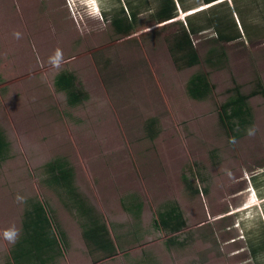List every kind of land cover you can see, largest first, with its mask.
I'll return each mask as SVG.
<instances>
[{"label":"rangeland","instance_id":"1","mask_svg":"<svg viewBox=\"0 0 264 264\" xmlns=\"http://www.w3.org/2000/svg\"><path fill=\"white\" fill-rule=\"evenodd\" d=\"M146 1L152 11L154 0ZM185 1L196 5L176 6L174 22L140 12L132 31L119 35L100 10L125 13V0H0V264L10 263L4 231L20 232L32 201L50 210L62 234L55 264H264V14L248 0L244 17L258 31L252 40L219 42L210 29L189 35L199 62L185 67L168 41L186 16L229 8L238 21L231 0ZM211 46L224 52L219 66L204 60ZM57 49L58 69L49 63ZM63 71L84 94L77 103L53 85ZM194 73L211 86L202 99L186 91ZM234 90L247 97L249 115L243 125L232 120L230 132L218 111ZM56 158L104 224L112 255L85 244V217L45 181L44 165ZM167 205L184 219L179 231L152 224Z\"/></svg>","mask_w":264,"mask_h":264},{"label":"trees","instance_id":"2","mask_svg":"<svg viewBox=\"0 0 264 264\" xmlns=\"http://www.w3.org/2000/svg\"><path fill=\"white\" fill-rule=\"evenodd\" d=\"M231 1L232 12L236 14L238 24L233 20L229 8L228 10H225V12L223 9L220 15L215 14L214 17H212L213 12H199L194 15V17L189 15L185 17V26L180 24L178 31L171 34L168 41L169 49L175 62H179L181 66L185 67L192 66L199 62V57L195 48L192 46L189 35H194L202 30L210 29L214 39L219 42H230L241 38L244 40H252L254 35L251 37L250 34H258L255 27V21L253 24L255 30L251 32L244 17V13L250 10L248 0L238 2V4L235 0ZM147 2L148 1L144 0L143 2L135 3L131 0H125V13L122 9H120V12H116L112 15H107L102 11L101 16L105 19L108 16L109 24L114 33L122 35L132 31L131 29L134 26L133 24L136 20V14L140 12H148L152 17V20L158 23H164L166 21L174 22V17L177 15L178 11L177 7L182 10H187L196 5V3L188 4V1L186 2L185 0H154L155 7L152 11H149L150 5L147 4ZM198 2L203 4L216 3V6L224 4L222 0H198ZM256 4L257 7H261L260 11L264 14V0H258ZM197 17L199 18V22L195 21ZM223 53L224 52L220 46H211L206 51L204 60L209 62L212 66H219L221 64L220 59L223 57ZM53 85L56 89L64 91L66 100L69 104L77 103L84 97V94L80 90H77L73 76L69 72L63 71L57 73L53 78ZM210 88L211 86L206 77L201 73L192 74L186 82L187 94L193 99L204 98L210 91ZM246 99L247 97L245 95L234 90V93L220 104L218 117L220 123L226 127L227 131L232 132L233 130L234 122L232 120H236V123L238 122L239 125H243L247 122L246 117L249 115V111L245 103ZM154 124L155 120L153 118H149L144 123V130L146 131L147 138L152 139L156 135ZM231 136L234 138L236 134L231 133ZM5 146V142L0 133V155L4 151ZM44 166L46 167L47 173L45 181L49 185H53L57 188L60 195L65 194L69 199L68 201L71 206H74L82 217H85V220L83 221L85 224L81 231L85 244L90 245L93 249H100L105 255H112L114 253V246L111 245V242L106 238V228L104 224L92 215L90 208L83 204V201L73 191L71 186L72 172L70 167L66 162L59 158L49 161ZM183 180L189 190H196L191 187L190 181L185 177H183ZM132 205L135 206V209H139V203ZM158 218L159 219L156 223L153 221L152 224H157L173 232L179 231V228L185 224L181 213L175 205H167L164 211L158 212ZM45 229L47 230L46 232H44ZM21 232L23 233V241L26 243L25 247L27 253L25 254L31 260H29L27 264H35L36 262H38V264H43L46 261H49V259H53L51 253H46V251H48L46 241L48 242L49 239L51 241L50 246L53 247V249H57V253L58 246L61 248V251L62 248L64 249L62 234L57 229L50 214V210L46 209L44 204L40 202L32 201L29 203V207L25 209L21 223ZM44 233H47L49 238L47 236L46 238ZM54 236H56V239ZM41 242H43L45 246H42ZM167 242L169 243L171 240L168 238ZM30 243H39L41 246H27ZM260 249H264V247ZM31 252H34V255L31 254ZM250 252L253 257H256L257 251L253 246L250 247ZM31 257L33 259H31ZM18 259L19 256L15 260Z\"/></svg>","mask_w":264,"mask_h":264},{"label":"crops","instance_id":"3","mask_svg":"<svg viewBox=\"0 0 264 264\" xmlns=\"http://www.w3.org/2000/svg\"><path fill=\"white\" fill-rule=\"evenodd\" d=\"M46 231L47 230L45 229L44 232H46ZM22 235H23V233L20 230L18 239L16 240V242L14 244H11V247L9 249V258H10V263L9 264H25V263L27 264V262H29V260H30L28 258V256L25 254V253H27L26 247H25L26 243L23 241V236ZM44 236L45 237L47 236L49 238L47 233H44ZM50 242H51L50 239H49L48 242L46 241V245L48 246V251H46V253H51L53 259H49V261H46L43 264H55V261H56L55 258L58 255L57 249H53V247L50 246ZM41 243H42V246L43 245L45 246V244H43V242H41ZM29 245H32V247L33 246H37V247L41 246V244H39V243H30L27 246H29ZM44 249H46V248H44ZM21 252H23V253H21ZM20 254H21V256H20ZM31 254L34 255V252H31ZM106 255H108V254H106ZM18 256H19V259L15 260ZM31 259H33V258L31 257ZM35 264H38V262H36Z\"/></svg>","mask_w":264,"mask_h":264},{"label":"clouds","instance_id":"4","mask_svg":"<svg viewBox=\"0 0 264 264\" xmlns=\"http://www.w3.org/2000/svg\"><path fill=\"white\" fill-rule=\"evenodd\" d=\"M100 13L102 14V10H100ZM14 36L19 38L20 33L16 32V33H14ZM62 61H63V53L60 49H57L55 51V54L49 58V63L57 69L61 66ZM255 131H256L255 128H249L247 130V133L249 136H254ZM247 188H248L247 191H249L251 189L250 186H248ZM253 193H254V189H253ZM254 194L256 195V193H254ZM17 199L22 200L23 198L18 197ZM18 237H19V230L16 229L15 227L9 228V229L5 230L3 233L4 240H6L9 244H14L16 242V240L18 239Z\"/></svg>","mask_w":264,"mask_h":264}]
</instances>
